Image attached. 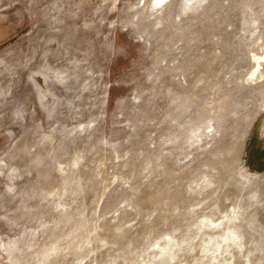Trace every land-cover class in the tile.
Listing matches in <instances>:
<instances>
[{
    "label": "rangeland",
    "instance_id": "rangeland-1",
    "mask_svg": "<svg viewBox=\"0 0 264 264\" xmlns=\"http://www.w3.org/2000/svg\"><path fill=\"white\" fill-rule=\"evenodd\" d=\"M0 264H264V0H0Z\"/></svg>",
    "mask_w": 264,
    "mask_h": 264
}]
</instances>
